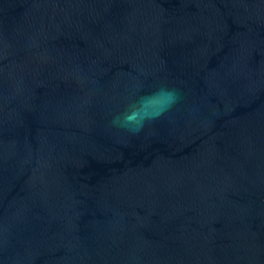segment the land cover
Here are the masks:
<instances>
[{
    "label": "water",
    "instance_id": "1",
    "mask_svg": "<svg viewBox=\"0 0 264 264\" xmlns=\"http://www.w3.org/2000/svg\"><path fill=\"white\" fill-rule=\"evenodd\" d=\"M0 264H264V0H0Z\"/></svg>",
    "mask_w": 264,
    "mask_h": 264
},
{
    "label": "clouds",
    "instance_id": "2",
    "mask_svg": "<svg viewBox=\"0 0 264 264\" xmlns=\"http://www.w3.org/2000/svg\"><path fill=\"white\" fill-rule=\"evenodd\" d=\"M159 96H164L168 100V103L162 111L157 112L156 114H150L144 112L139 107L133 106L129 111L115 115L112 119V124L117 128L126 130L129 133L138 134L143 130L147 122L156 120L160 116L164 115L165 112L171 110V108L181 99V93L179 90L162 86L155 92L150 93L147 97L142 96L141 100Z\"/></svg>",
    "mask_w": 264,
    "mask_h": 264
}]
</instances>
